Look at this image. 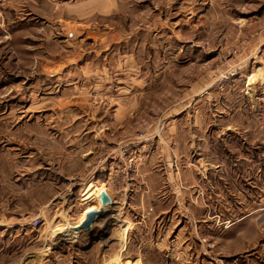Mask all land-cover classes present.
Returning a JSON list of instances; mask_svg holds the SVG:
<instances>
[{
	"label": "rangeland",
	"instance_id": "rangeland-1",
	"mask_svg": "<svg viewBox=\"0 0 264 264\" xmlns=\"http://www.w3.org/2000/svg\"><path fill=\"white\" fill-rule=\"evenodd\" d=\"M95 2L0 0V264H264V0Z\"/></svg>",
	"mask_w": 264,
	"mask_h": 264
},
{
	"label": "water",
	"instance_id": "water-1",
	"mask_svg": "<svg viewBox=\"0 0 264 264\" xmlns=\"http://www.w3.org/2000/svg\"><path fill=\"white\" fill-rule=\"evenodd\" d=\"M100 198L102 201V206L100 208L89 209L86 212V216L83 221L73 227L75 230L78 231L81 229H91L92 224L97 219V217L104 213V206L112 203V199L105 189L100 192Z\"/></svg>",
	"mask_w": 264,
	"mask_h": 264
},
{
	"label": "crops",
	"instance_id": "crops-1",
	"mask_svg": "<svg viewBox=\"0 0 264 264\" xmlns=\"http://www.w3.org/2000/svg\"><path fill=\"white\" fill-rule=\"evenodd\" d=\"M103 3L104 4H106V5H108L109 4V6L111 5L112 6V3H113V0H96V2L93 4V5H95L96 7H98L99 6V8H101L102 7V5H103ZM86 4H87V2H86ZM89 11V10H88ZM107 193L109 194V196L111 197V194L109 193V191H107ZM89 210V209H88ZM87 211V210H86ZM81 221V220H80ZM78 224V223H77ZM76 225V224H75ZM73 230V229H72ZM124 235L122 234V237H123Z\"/></svg>",
	"mask_w": 264,
	"mask_h": 264
},
{
	"label": "bare ground",
	"instance_id": "bare-ground-1",
	"mask_svg": "<svg viewBox=\"0 0 264 264\" xmlns=\"http://www.w3.org/2000/svg\"><path fill=\"white\" fill-rule=\"evenodd\" d=\"M108 195H109V194H108ZM99 197H100V195H99ZM100 200H101V198H100ZM101 203H102V201H101ZM89 209H92V208H89ZM87 211H88V210H87ZM87 211H86V212H87ZM86 212L83 214L81 221H83V219L85 218V216H86ZM81 221H80V222H81ZM80 222H79V223H80ZM79 223H78V224H79ZM74 226H75V225H74ZM74 226H73V227H74ZM57 229H58V228H57ZM57 229H56V230H57ZM136 264H139V263L137 262Z\"/></svg>",
	"mask_w": 264,
	"mask_h": 264
},
{
	"label": "built area",
	"instance_id": "built-area-1",
	"mask_svg": "<svg viewBox=\"0 0 264 264\" xmlns=\"http://www.w3.org/2000/svg\"><path fill=\"white\" fill-rule=\"evenodd\" d=\"M37 224H39V222L36 221V222L34 223V225L36 226Z\"/></svg>",
	"mask_w": 264,
	"mask_h": 264
}]
</instances>
